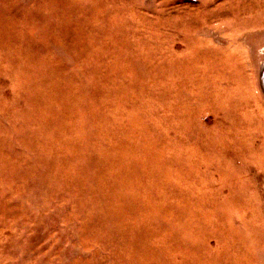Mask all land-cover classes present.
I'll list each match as a JSON object with an SVG mask.
<instances>
[{"label": "rangeland", "instance_id": "obj_1", "mask_svg": "<svg viewBox=\"0 0 264 264\" xmlns=\"http://www.w3.org/2000/svg\"><path fill=\"white\" fill-rule=\"evenodd\" d=\"M0 264H264V0H0Z\"/></svg>", "mask_w": 264, "mask_h": 264}, {"label": "bare ground", "instance_id": "obj_2", "mask_svg": "<svg viewBox=\"0 0 264 264\" xmlns=\"http://www.w3.org/2000/svg\"><path fill=\"white\" fill-rule=\"evenodd\" d=\"M210 42V41H209Z\"/></svg>", "mask_w": 264, "mask_h": 264}]
</instances>
